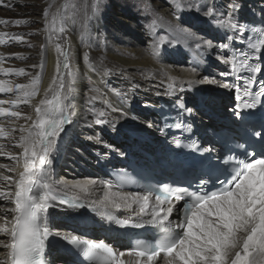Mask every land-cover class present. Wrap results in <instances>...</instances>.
<instances>
[{"label": "snow or ice", "instance_id": "obj_1", "mask_svg": "<svg viewBox=\"0 0 264 264\" xmlns=\"http://www.w3.org/2000/svg\"><path fill=\"white\" fill-rule=\"evenodd\" d=\"M2 3L3 0H0V4ZM171 3L173 15L177 17L185 10L200 11V7L195 4L185 9L182 0H171ZM92 7L93 11L97 10L96 4ZM241 8L239 0H228L223 5V10L215 5L205 4L202 15L209 18L217 28L231 31L235 37L241 38V42L246 43L247 50H241L238 56L235 53L231 58L217 56L218 60L230 68V71L220 72L219 75H232L234 81L243 82L224 83L210 74L203 76L198 82L234 90L235 100L239 102L236 107L244 110L256 108L257 105L264 106V27L241 24L237 18ZM261 11L264 12V9ZM44 16L47 18L49 12L45 11ZM56 23V15L47 20L50 29H54ZM261 23H264V20ZM154 26L155 21L148 27L154 31ZM60 31H63V28ZM176 31L186 39L195 41L196 49L210 50L216 47L222 51L230 50L234 39L233 35H227V43L214 45L211 39H203L187 29L178 28ZM246 32L255 34V38L244 36ZM3 35L5 34H0ZM166 40L167 37H159L157 42L151 45L150 54L154 59L160 55L159 45ZM55 50L64 58L63 68L69 69V53L59 43L55 44ZM83 58L85 62H89L87 52ZM0 60H3L2 56ZM88 66L91 68L92 64L89 63ZM33 67L43 68V64ZM0 71L25 74L23 68ZM112 71L113 69H105L104 75H109ZM187 71L199 75L197 67H191ZM59 72L58 62L56 75L51 79L42 98L33 105L35 117L26 116L25 119L31 123L19 129L22 134L16 141V146L22 151L19 156H11V159L16 160L17 164L22 161V170L18 171L16 178L0 173V179L10 182L15 189L8 192L0 190V198L14 205L12 208H5L3 216H0V234L9 238L6 242H0V248L6 249L0 264H51L46 255L50 236L58 237L88 264H264V150L259 153L245 150L243 159L228 155L221 157L220 161L214 164V158L209 156L211 171L195 181V190L164 184L150 186L143 193L114 192L111 183L105 184L106 190L100 200L103 207L106 210L131 209L135 218L122 220L108 211L101 215L121 227L141 228L146 224L156 226L160 234L154 242L137 240L135 245L125 252L115 249L103 240H88L72 233H53L49 227L50 209L64 206L62 210L70 212L84 208V198L70 195L69 191L79 189L86 198L98 183H104L97 180L62 181L59 189L54 183H49L52 163L50 157L56 148L57 138L65 131V126L73 122L72 118L76 115L75 111H69L70 106L65 104L72 90L65 92V82ZM241 73L247 74L246 80ZM164 75L167 81L163 94L175 97L173 104L177 110V120L173 124L165 123L164 128L160 129L161 134H166L165 130L171 128L191 132V125L185 124L181 117L185 113L190 115L192 109L187 107L182 96L177 95L185 91V82L168 72ZM192 83L193 81L187 82L189 88ZM39 84V75L33 77L28 84L12 85L8 81L0 80V93H20V96L11 102L0 100V105L32 104L41 94ZM133 87L139 85L134 84ZM254 88L258 90L254 91ZM98 91L96 88L90 90L89 104L98 99ZM112 91L117 96L122 95L117 89ZM155 94L161 95L160 92ZM105 103L109 112L88 109L93 116L89 126L107 125L112 131H117L116 126L121 120L139 121V116L129 115L122 107H114L107 101ZM143 107L145 110L155 108L152 104H144ZM111 113L119 115L109 118ZM21 115L20 111L0 107V116ZM146 126L151 128L153 124L148 122ZM10 135L11 131H6L0 126V137ZM85 139L96 144L103 143L99 133ZM173 143L176 147L187 148L202 155L213 152V148L201 147L195 140L183 142L174 138ZM105 147L110 145L105 144ZM97 155L99 156V153ZM65 189L68 191H64ZM92 210L96 211L95 208ZM174 211L178 217L176 220L171 219ZM145 217L148 219H144Z\"/></svg>", "mask_w": 264, "mask_h": 264}, {"label": "bare ground", "instance_id": "obj_2", "mask_svg": "<svg viewBox=\"0 0 264 264\" xmlns=\"http://www.w3.org/2000/svg\"><path fill=\"white\" fill-rule=\"evenodd\" d=\"M189 1V5L191 6L193 0ZM199 1L202 2V6H199L200 12L197 14L200 16L202 15L205 4L215 5L223 10V5L228 2V0ZM239 3L242 5V8L237 18L241 24L252 18L258 20L259 23L264 20V12L261 11V9H264V0H239ZM2 4L11 5V1L10 3L3 1ZM162 11L164 16L169 17L175 25L177 18H175L172 13L173 9L167 6L165 9H162ZM61 12L62 7L59 6L51 15H56L58 19ZM204 19L207 24H202L198 27L197 32H195L193 28L186 27L185 29L194 32L196 36L202 37L203 39H205V36L211 35L208 39H211L214 45L227 43L228 41L225 39L227 35L234 36V33L229 30L217 28L209 18L204 17ZM187 20L189 19L187 18ZM61 22L60 24L57 20L56 26L59 28L63 27V31H65L63 34L48 27H44L42 31H40L43 34L44 42L40 44L41 47L38 50V63H20L14 60V56L16 55H33L36 53V50H26L22 48L15 51L7 50L5 46L15 38L0 26V34H5L0 36V41H2L0 42V56L3 57V60H0V70L23 68L25 74L30 75L29 78L27 77L28 79H23L24 81L20 83L19 80L15 82L11 77V75L16 73L15 71L9 73L0 71V80L8 81L12 85L28 84L33 77L39 75V88L41 93L33 100L32 104H25L27 105L28 111L23 115L21 122L16 120L17 117L0 116V126H3L6 131H11L10 136L0 137V166H6L0 167V173L16 178L18 171L22 170V161L21 164H17L16 160L11 159V156H19L22 151L16 146V141L19 140L22 134L19 129L20 127H27L28 124L31 123L25 119L26 116L31 115L35 117L33 105L42 98L51 79L56 75L57 64L59 62V76L64 79L65 92L69 89L72 90V94L65 100V104L69 105L70 107L68 110H74L76 115L72 118L73 122L66 125L65 131L57 138L56 148L50 157L52 163L49 183H54L58 189L61 187L60 182L62 181L97 180L98 182L103 181L104 183H98L86 198L79 189H72L69 191L71 195H79L81 198H84L87 206L95 208L96 211H93L91 214L81 209L69 212L62 210L64 206L50 209L49 227L53 233H72L89 240L101 237L102 240L114 242L117 250L127 252L130 249L127 243L124 242L123 228L114 222L108 221L101 213L105 211L112 212L117 218L123 220L130 217L135 218L134 211L131 209L114 210L110 208L106 210L100 203V200L103 198V193L106 190L105 184L107 183L113 185L112 191L114 192H143L121 190L116 187L114 182L105 176L104 167L111 165H119L115 167H122L123 161L126 160L128 156H134L138 158L140 162H151L156 164L159 160L164 159L165 161L174 143L166 134H161L160 124L155 114L150 110H145L143 107L144 104L158 105L160 100L163 99L175 100V97H168L163 94L166 91L167 81V77L164 75L165 72L175 75L185 82V91L177 95L182 96L187 107L192 109V113L190 115L188 114V116L193 118L194 122L198 125L209 123L206 122L205 119L213 120L211 116L214 114L223 115L231 112L232 106L226 110L223 108H216L215 110L209 105L207 106L204 102L205 99H209L210 96L214 95H217L215 97L219 99L230 95L233 96V90L224 89L217 85L201 84L198 81L203 76L210 74L215 76L218 81L224 83H237L238 81H234L232 75L228 77H221L219 75L220 72L230 71L229 66L218 60L219 67L210 69L206 67V61L213 56L217 58L218 55L231 58L232 54L235 53L238 56L241 50H247L246 43L241 42L240 37L234 36L233 42L230 45V50L222 51L216 47L210 50L196 49L195 41L176 34L178 38H180V40L175 38L176 41L172 42V45L174 44L178 47L177 51L174 52L176 54L170 52L169 54L160 53L159 57L154 59L150 54L151 46L142 44V36L138 38V41L133 42L134 45L118 47L108 44L103 35H100V39H98L95 35L91 34L90 31L88 34H83L84 32L79 34L75 27H68L69 25L65 24L64 19L61 20ZM99 24L100 23H98L97 26H99ZM261 24L262 27H264V23ZM207 26H209V28ZM99 29L103 30L102 28ZM212 29H216V32ZM103 34L105 35V33ZM134 34L138 37L137 33ZM49 36H51V39H49ZM244 36H247L246 33H244ZM155 42V38L152 36L149 44L153 45ZM56 43L61 44L64 50L69 53V69L67 70L62 66L63 56H59L55 50ZM185 50H189V56L185 54ZM85 52L89 55V62H85L83 58ZM89 63L92 64L91 68L88 66ZM39 64H43V68L33 67V65ZM191 67H197L199 75L187 71V69ZM105 69H113V71L109 75H104ZM89 81L93 82L94 85L92 87L89 86ZM188 81H193L190 88L187 84ZM134 84H138L139 87H133ZM93 88L99 90L98 99L89 104V94L90 90ZM113 89L119 90L122 95H115L112 91ZM156 92H160L161 95L157 96L155 94ZM8 94L9 93H0V100L11 102L20 96L19 92ZM227 99L213 100L216 101L215 106L228 105L232 101L234 103L233 97ZM105 101L112 104L114 107H122L129 115L139 116V121L121 120L116 126L117 131H112L108 127L110 132L107 131L108 129L105 126L104 128L98 129H96L98 125L93 124L89 126L90 122L93 120V116L88 112V109L93 108L95 111L109 112L110 110ZM0 107L18 111L16 106L11 103L0 105ZM196 112L198 114L201 113L200 115L202 117H200V120L196 116ZM118 115L119 113H111L109 118H114ZM85 117H87V119H85ZM148 122L152 123L153 127H147L146 124ZM13 129H15V131H12ZM79 133H82L85 137L99 133L103 143L96 144L87 142L81 144L80 149H77L74 153L76 154L75 160L70 163V161H66V152L71 146H69V144L74 135L76 136ZM117 136H123L125 142L124 140L119 141L121 140L120 138L116 139L115 137ZM105 144L110 145V147H105ZM88 147H91L90 149L93 150V154H90ZM147 147L153 150L149 151L146 149ZM97 153H99V156ZM9 169H11V171H9ZM0 190L8 192L14 191L15 189L10 182L0 179ZM64 191L68 190L65 189ZM178 206L179 205H177V209H179ZM12 207H14L12 203L0 198V216H3V210L5 208ZM9 219H11L10 215ZM144 219L148 218L145 217ZM171 219H178L176 211L173 212ZM92 220H95V223H93ZM8 239L7 236L0 234V242H6ZM47 243L48 248H46V255L51 264H74L73 256L68 249H59L53 246L49 240ZM5 252L6 249L0 248V259L4 257Z\"/></svg>", "mask_w": 264, "mask_h": 264}, {"label": "rangeland", "instance_id": "obj_3", "mask_svg": "<svg viewBox=\"0 0 264 264\" xmlns=\"http://www.w3.org/2000/svg\"><path fill=\"white\" fill-rule=\"evenodd\" d=\"M3 1L9 3L11 1V5L0 4V21H4V23H0V26L3 27L7 33L11 34L13 38H15L5 46L7 47L6 49L10 51L20 50L21 48L26 50L27 49L36 50L35 51L36 53H34L33 55L31 54L27 56L25 55L14 56V60L19 61L20 63L22 62L38 63L39 61L38 50L41 47L40 44H43L44 42L43 34L40 31H42L44 27H48L47 20L51 19L52 16L51 14L59 6L62 7V12L57 20L61 24L62 23L61 20L64 19L65 24L69 25L68 27H75L79 32V34L83 32H84L83 34H88L90 31L91 34L95 35L96 38L98 39H100L99 38L100 35H103L105 41L108 44H112L118 47L134 45L133 42L138 41V38H140L141 36H142L141 42L146 46H151L149 42L152 36L155 38L156 42L159 37H167V40L163 44L159 45V51L160 53H168V54L169 52L176 54L174 52L177 51L178 47L174 44L172 45V42L176 41V39L180 40V38H178L176 34H179V36L183 37V35L180 32L178 33L177 31L176 33V29L178 28L185 29L186 27H188L191 29L193 28V30L197 32L198 27H200L202 24L204 25L207 24L204 17L202 15L201 16L197 15L198 11H195L193 9V10L182 11L178 14V17L175 16V18H177V22H176L177 24L175 23L174 25L171 19L169 17L164 16V14L162 13L163 12L162 9H165L167 6L173 9L171 0H99V3H97V0H10V1L3 0ZM182 2L185 9L190 7L189 0H182ZM93 4H96L97 6L96 11H93V7H92ZM193 4L202 6V2L199 0H193L192 5ZM45 11L49 12L50 18L49 16L47 17L49 19H47L44 16ZM187 18L189 20H187ZM16 21H20V23L17 24ZM153 21H155L154 31L148 27L150 24L153 23ZM96 23L97 24L100 23L99 26H97ZM207 27L209 28V26ZM99 28H102L103 30ZM60 29L61 27L59 28L55 25L54 30L59 31L61 34H63L65 31H60ZM212 30L216 32V29H212ZM103 33H105V35ZM134 33H137L138 37H136ZM209 36L211 35L205 36V39H208ZM185 54L189 56V50H185ZM218 63H219L218 59L215 56H213L206 61V67L210 69H213L214 67L217 68L219 67ZM11 77L15 82H18L19 80V82L22 83L24 81L23 79H28L30 75L14 73L13 75H11ZM88 84L91 87L94 85L93 82L91 81H89ZM8 95H10V93ZM215 96L217 95L210 96L209 99H205L204 103L207 106L209 105L211 108L215 110L216 108L218 109L223 108L226 110L227 108L232 106L233 101L230 102L228 105L215 106L216 101L213 100V99L222 100V99L232 98L231 95L222 99H219ZM16 108L22 114L20 117H17L16 120L21 122V120L23 119V115H25L26 112L28 111L27 105L21 103L18 106H16ZM196 114L195 115L200 120V117H202L200 115L201 113L198 114L196 112ZM205 121L209 123L211 122V120H207V119H205ZM101 126L98 125L96 129L104 128L105 126L108 129L107 131L110 132L108 126L106 125H101ZM115 138L116 139L120 138L121 140L119 141L124 140L123 136L120 137L117 136ZM87 142L92 143L91 141L86 140L85 135H83L82 133H79L76 136L74 135L72 141L69 144V146L70 145L71 146L66 152V156H67L66 161H70V163L74 161L76 155L74 153L76 152V150L80 149L81 144ZM88 148L90 150V154H93V150L90 149L91 147ZM146 149L149 151L153 150L148 147ZM92 222L95 223V220H92Z\"/></svg>", "mask_w": 264, "mask_h": 264}]
</instances>
